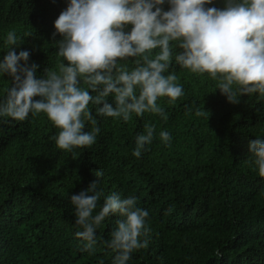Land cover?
Masks as SVG:
<instances>
[{"label": "trees", "instance_id": "1", "mask_svg": "<svg viewBox=\"0 0 264 264\" xmlns=\"http://www.w3.org/2000/svg\"><path fill=\"white\" fill-rule=\"evenodd\" d=\"M69 2L0 0V60L6 34L15 30L23 42L16 51H30L38 77L55 68L54 39L62 37L53 38L54 22ZM211 6L223 8L224 0ZM173 68L184 95L171 104L158 99L166 121L149 113L128 122L97 117L101 131L90 148L58 149L50 137L59 129L44 113L23 122L0 118V264H113L115 253L102 240L117 216L97 229L93 254L81 251L85 241L75 235L70 196L98 179V170L105 195H135L150 214L149 245L127 264H264V177L249 150L250 141L264 139V98L242 95L230 103L207 73ZM11 83L0 74V98ZM197 108L207 115L196 116ZM147 122L156 125L155 138L137 158L136 136ZM161 130L170 132L171 147Z\"/></svg>", "mask_w": 264, "mask_h": 264}, {"label": "clouds", "instance_id": "2", "mask_svg": "<svg viewBox=\"0 0 264 264\" xmlns=\"http://www.w3.org/2000/svg\"><path fill=\"white\" fill-rule=\"evenodd\" d=\"M212 3L70 0L54 22L53 38L62 37L54 39L57 65L46 67L39 77L40 66L29 64L30 51L17 53L23 42L15 30L8 31L0 74L12 83L0 98V118L23 122L30 114L44 113L59 129L50 137L58 149L90 148L101 131L97 117L128 122L133 114L149 113L168 119L158 99L168 97L171 104L184 95L173 64L207 73L230 103H239L242 95L264 98V0H224L223 8L206 7ZM129 58H134L131 66ZM207 112L197 108L195 115ZM155 130V124L145 123L144 132L136 136L135 157L149 150ZM159 138L171 147L170 132L161 130ZM249 150L264 177V139L250 141ZM95 176L87 188L70 196L75 235L85 241L81 251L93 254L97 229L106 218L117 216L110 238L102 243L115 253L113 264H127L134 252L149 245V211L138 205L135 195H105L99 187L103 172ZM170 213L171 207L165 214Z\"/></svg>", "mask_w": 264, "mask_h": 264}]
</instances>
